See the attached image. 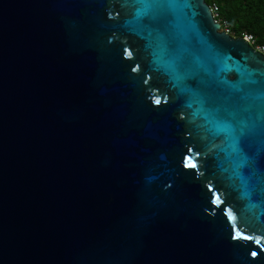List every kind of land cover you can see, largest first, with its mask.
I'll list each match as a JSON object with an SVG mask.
<instances>
[{
  "label": "water",
  "instance_id": "water-1",
  "mask_svg": "<svg viewBox=\"0 0 264 264\" xmlns=\"http://www.w3.org/2000/svg\"><path fill=\"white\" fill-rule=\"evenodd\" d=\"M0 264H264V56L206 0H0Z\"/></svg>",
  "mask_w": 264,
  "mask_h": 264
},
{
  "label": "trees",
  "instance_id": "trees-1",
  "mask_svg": "<svg viewBox=\"0 0 264 264\" xmlns=\"http://www.w3.org/2000/svg\"><path fill=\"white\" fill-rule=\"evenodd\" d=\"M217 5L218 20L226 23L232 37L252 35L264 46V0H206Z\"/></svg>",
  "mask_w": 264,
  "mask_h": 264
},
{
  "label": "built area",
  "instance_id": "built-area-1",
  "mask_svg": "<svg viewBox=\"0 0 264 264\" xmlns=\"http://www.w3.org/2000/svg\"><path fill=\"white\" fill-rule=\"evenodd\" d=\"M210 9H211V12L213 14L214 19L221 24V31L225 32L226 34L231 35L227 24L226 23H221L218 20V13H219L218 6L217 5H212V6H210ZM240 38H242L243 40L247 41L249 43V45L254 50H256L257 52L261 53L264 56V46L257 44L255 38L252 35H247L246 34V35H244L243 37H240Z\"/></svg>",
  "mask_w": 264,
  "mask_h": 264
},
{
  "label": "snow or ice",
  "instance_id": "snow-or-ice-1",
  "mask_svg": "<svg viewBox=\"0 0 264 264\" xmlns=\"http://www.w3.org/2000/svg\"><path fill=\"white\" fill-rule=\"evenodd\" d=\"M157 103H159V100L156 101ZM194 166V165H193ZM253 255H255V253H253Z\"/></svg>",
  "mask_w": 264,
  "mask_h": 264
}]
</instances>
